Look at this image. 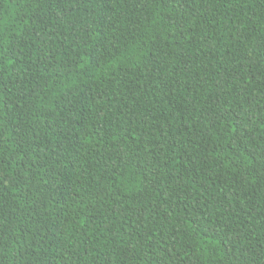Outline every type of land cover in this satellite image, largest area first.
I'll list each match as a JSON object with an SVG mask.
<instances>
[{
  "label": "trees",
  "instance_id": "obj_1",
  "mask_svg": "<svg viewBox=\"0 0 264 264\" xmlns=\"http://www.w3.org/2000/svg\"><path fill=\"white\" fill-rule=\"evenodd\" d=\"M0 39V264H264L261 0H0Z\"/></svg>",
  "mask_w": 264,
  "mask_h": 264
},
{
  "label": "snow or ice",
  "instance_id": "obj_2",
  "mask_svg": "<svg viewBox=\"0 0 264 264\" xmlns=\"http://www.w3.org/2000/svg\"><path fill=\"white\" fill-rule=\"evenodd\" d=\"M261 3L264 4V0H261ZM9 51L10 49L5 46V42L3 41V39H0V73L7 71L4 61L7 59L5 53H8ZM11 63H14V61L9 62V67L11 66ZM8 74L11 75V72H9ZM0 135H2V130H0ZM112 135L115 136V132H113ZM88 143H90V141H86L84 146H87ZM0 155H2V150H0ZM0 164H3L2 159H0ZM0 232H2V228H0Z\"/></svg>",
  "mask_w": 264,
  "mask_h": 264
}]
</instances>
